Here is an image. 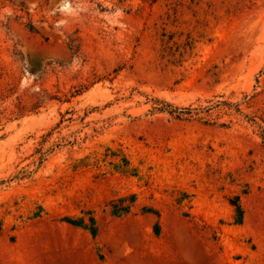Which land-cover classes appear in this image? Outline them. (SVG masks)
<instances>
[{
	"label": "rangeland",
	"instance_id": "rangeland-1",
	"mask_svg": "<svg viewBox=\"0 0 264 264\" xmlns=\"http://www.w3.org/2000/svg\"><path fill=\"white\" fill-rule=\"evenodd\" d=\"M0 264H264V0H0Z\"/></svg>",
	"mask_w": 264,
	"mask_h": 264
},
{
	"label": "trees",
	"instance_id": "trees-1",
	"mask_svg": "<svg viewBox=\"0 0 264 264\" xmlns=\"http://www.w3.org/2000/svg\"><path fill=\"white\" fill-rule=\"evenodd\" d=\"M236 207H237V211H238V214H239V221H241L242 219V215H243V210L241 208V206L239 204H236Z\"/></svg>",
	"mask_w": 264,
	"mask_h": 264
}]
</instances>
